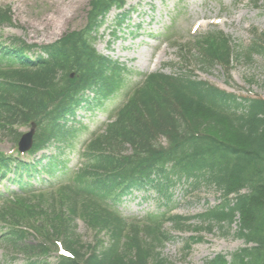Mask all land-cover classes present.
I'll use <instances>...</instances> for the list:
<instances>
[{
  "label": "trees",
  "instance_id": "1",
  "mask_svg": "<svg viewBox=\"0 0 264 264\" xmlns=\"http://www.w3.org/2000/svg\"><path fill=\"white\" fill-rule=\"evenodd\" d=\"M122 5L123 0H93L86 30L70 33L59 43L44 47L45 57L38 56L35 64L23 63L22 59L29 58L22 54L23 47L16 49L20 55L17 57L22 59H13V52L0 53V60L7 61L11 68L6 78L15 81L0 84V133L5 129L12 133L11 126L25 125L36 118L43 128L42 135L57 133L62 128L56 121L74 103L75 94L92 89L98 95H105L109 86L122 82L120 70L95 54L88 36L98 16L112 6ZM263 37L253 35L246 60L253 54L264 57ZM214 42L212 46L206 36L197 38L194 43L199 62L203 67L219 64L227 69L231 60L227 42L219 38ZM165 136L166 148L160 143ZM106 137L115 139L113 147L107 138L93 141L86 151L92 164L85 165L77 182L88 176L103 177L110 191L101 194L84 185L81 188L65 186L50 193V198H58L57 203L51 198L49 209L52 233L63 237L66 248L78 260L82 259V248L71 233L73 217L82 218L96 234L104 230L110 233V248L101 252L102 242L95 240L88 247L92 252L84 264H171L156 251L167 236L157 233L154 222L150 226L134 223L126 228L101 207L115 187L129 188L125 180L137 174L135 169L147 179L152 174L159 176L169 166L171 176L178 181H190L189 186L195 189L205 184L222 195L220 204L195 218L199 225L193 231L197 234L217 231L224 236L235 226L232 237L243 243L242 248L229 256L217 255L206 264H264V100L238 98L189 78L152 75L123 108ZM108 148L112 149L107 152ZM128 149L129 157H116L115 150ZM230 195L235 196L234 200L228 199ZM42 198L45 200L43 195ZM28 202V196L10 201L6 211L0 212V220L6 221L7 212L12 218L25 213ZM174 220L175 227L189 229L188 219L176 217ZM122 233H125L126 246L133 252L132 257L117 254ZM16 235L10 232V236ZM190 241L199 242L201 237H192ZM19 250L27 257L45 252L39 246ZM59 264L75 262L63 259Z\"/></svg>",
  "mask_w": 264,
  "mask_h": 264
},
{
  "label": "rangeland",
  "instance_id": "2",
  "mask_svg": "<svg viewBox=\"0 0 264 264\" xmlns=\"http://www.w3.org/2000/svg\"><path fill=\"white\" fill-rule=\"evenodd\" d=\"M88 2L89 0H0V8L10 7L11 11V24L0 26V41L19 38L27 44H52L66 32L84 28ZM130 8L134 11L129 15V30L139 26L137 32L128 34L126 28L122 27L124 32L121 31L119 38L114 39L110 34L114 17L118 13L114 10L93 34L96 37L93 43L95 50L123 65L131 73L127 87L138 82L136 74L162 71L171 75L186 74L238 97L252 95L264 100V57L255 54L249 60L243 57L233 59L227 74L219 65L211 68L201 66L196 62L198 54L195 47L189 45L193 44L192 37L213 30L222 31L228 36L231 44L236 46V52L246 51L252 40V31L264 35V0H127L125 10ZM213 19H220L222 23L216 27L209 26L207 22ZM198 21H204L206 25L203 24L197 33L191 35L190 30ZM167 34H170V39ZM262 43L264 45V39ZM179 46H189V50L180 51ZM101 116L99 115L100 118ZM10 146L8 141L3 140L0 151L7 152ZM75 161L76 153L69 154L67 167L72 168ZM172 193V213L183 216L197 215L205 208L217 204L220 199L217 191L204 185L193 191L182 184H176ZM142 197L143 193H139L132 198L123 199L119 211L125 217H142L159 209L157 203L142 200ZM162 210L163 208L159 211ZM75 225L74 234L81 241V246H87L93 239L92 233L80 220H76ZM163 229L170 231L173 238L165 243L161 255L172 264H205L216 255L228 256L243 247L241 240L232 237L235 226L230 234L224 236L215 231L203 232L202 240L191 244L188 250H183V246L192 233L172 231L170 224H166ZM103 240L107 239L104 237ZM23 263L20 256L14 261L5 258L0 247V264ZM54 263L55 257L51 254L47 257L46 264Z\"/></svg>",
  "mask_w": 264,
  "mask_h": 264
}]
</instances>
